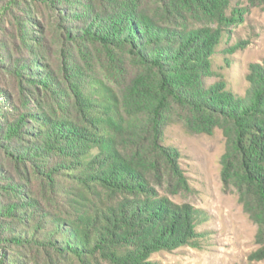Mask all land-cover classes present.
<instances>
[{
    "label": "trees",
    "instance_id": "trees-1",
    "mask_svg": "<svg viewBox=\"0 0 264 264\" xmlns=\"http://www.w3.org/2000/svg\"><path fill=\"white\" fill-rule=\"evenodd\" d=\"M231 5L0 0V264H157L161 251L200 248L201 211L170 197L190 191L162 142L173 122L222 130L223 178L264 260V60L244 95L207 83L247 12Z\"/></svg>",
    "mask_w": 264,
    "mask_h": 264
},
{
    "label": "rangeland",
    "instance_id": "rangeland-1",
    "mask_svg": "<svg viewBox=\"0 0 264 264\" xmlns=\"http://www.w3.org/2000/svg\"><path fill=\"white\" fill-rule=\"evenodd\" d=\"M237 6L246 7L247 12L230 29L215 56L217 76L208 78L207 83L223 77L230 90L244 95L249 87L246 76L250 64L264 60V10L249 6L244 0H232L231 9ZM238 43L243 48L229 57L230 62L226 61L222 50ZM162 142L181 154L180 165L190 185V191L182 190L170 197L201 211L198 232L202 238L200 248L161 251L151 260L157 264H264V260L251 258L259 248V227L246 211L237 188L226 184L223 178L221 161L226 139L222 130L217 129L212 135L192 134L184 124L173 122L166 127ZM167 189L165 185L162 193L168 194Z\"/></svg>",
    "mask_w": 264,
    "mask_h": 264
}]
</instances>
